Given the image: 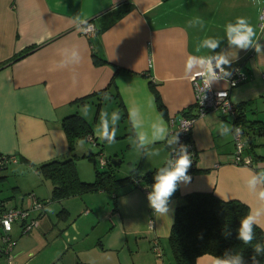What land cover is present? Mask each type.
I'll use <instances>...</instances> for the list:
<instances>
[{
	"label": "crops",
	"instance_id": "1",
	"mask_svg": "<svg viewBox=\"0 0 264 264\" xmlns=\"http://www.w3.org/2000/svg\"><path fill=\"white\" fill-rule=\"evenodd\" d=\"M254 7L239 6L234 0H117L115 8L113 0H0V152L18 159L0 171V199L11 206H26V195L34 193L48 202L36 227L27 234L19 224H10L11 230L0 225V264L4 232L17 242L13 264H173L166 254L168 236L184 195L212 192L222 200L246 204L249 212L257 207L243 185L242 169L264 164L259 158L264 157V136L252 139V153L259 156L254 166L235 164L233 137H221L217 131L219 121L235 123L215 111L194 123L196 162L188 173L192 180L178 185V194L169 201L168 217L156 216L149 206L147 196L153 184L147 185V192L128 183L114 193L98 191L51 201L52 185L38 173L41 164L73 154L80 179L94 180V167L89 170L82 164L85 147H78L80 139H76L73 150L69 149L62 120L73 114L82 116L91 126L93 141L84 140L96 146L95 130L106 95L121 114L116 127L122 135H116V140L127 142L126 150H135L128 120L131 105L141 106L146 121L162 114L170 131L171 119L197 115L192 79L184 75L186 57L197 54L198 41L224 38V26L237 17L249 20L264 45V31L258 25L261 9ZM75 15L90 18L95 33L88 36L77 31ZM196 17L203 19L202 29L189 27L188 22ZM73 45L81 49L82 62L74 72L71 68L54 70L60 50ZM26 49L31 51L17 59ZM222 49L228 50L223 39L215 51ZM235 64L241 65L246 80L231 91L232 102L247 120L264 121V58L257 57L254 49L239 50L231 68ZM213 87L224 89L226 83L220 81ZM151 148L160 154L139 153L142 173L164 166L171 150L164 142ZM62 209L76 220L72 224L87 225L71 233L64 226L67 219L57 217ZM151 219L153 228L149 227ZM154 241L161 246V257L152 250ZM215 259L204 254L195 264H215Z\"/></svg>",
	"mask_w": 264,
	"mask_h": 264
},
{
	"label": "clouds",
	"instance_id": "2",
	"mask_svg": "<svg viewBox=\"0 0 264 264\" xmlns=\"http://www.w3.org/2000/svg\"><path fill=\"white\" fill-rule=\"evenodd\" d=\"M117 0H113L115 8ZM90 18H82L80 15L73 17V23L77 31L84 34H94L96 25L89 22ZM189 27H204V21L196 17L188 22ZM226 40L228 50H215L220 47L221 41ZM206 37L196 44L195 52L190 54L184 61V75L188 79L199 77L203 82L201 91L210 90L213 85L220 81L227 82L233 74L232 62L237 58L239 50L254 49L257 57L264 58V45L257 37L255 27L245 17H237L234 22H228L224 26V38ZM207 50L205 54H200ZM59 59L53 62V69L71 68L74 72L75 66L82 62L83 55L81 49L76 46L64 47L59 52ZM75 82V75H73ZM218 101L226 100L227 91L217 92ZM206 98L203 96V99ZM105 100H109L107 95ZM149 102L148 107H152ZM228 106V105H227ZM87 106L84 113H87ZM121 119L119 111H107L100 114L96 134L101 141L112 145L116 141L117 124ZM128 120L131 124L133 135L130 137L133 148L143 155L158 156L159 150L151 148L157 142H164L171 149L169 158L163 167L157 169L154 176L152 191L148 193L147 200L149 206L154 210L156 216H167L170 213L169 201L180 183L188 184L192 177L188 170L192 165L191 154L188 146L179 142L178 132H171L162 114H157L150 121H146L139 105H131L128 108ZM190 122H184L181 130H187ZM217 131L221 137L231 136L239 139L242 136L240 127L229 125L227 122L219 121ZM85 140L78 141V147L83 148ZM178 145V147H177ZM238 147L241 145L238 144ZM246 161L245 164H250ZM243 185L247 191L255 198L257 207L250 210L249 214L240 220L237 229V239L244 245L252 246L251 264H259L258 257L264 256V242L253 241L256 239L254 229L256 227L264 230V164H257L254 168L245 167L242 169ZM5 228L11 230L10 221H4ZM227 235H231L229 231ZM215 264H248L242 252L228 250L222 257H216Z\"/></svg>",
	"mask_w": 264,
	"mask_h": 264
},
{
	"label": "trees",
	"instance_id": "3",
	"mask_svg": "<svg viewBox=\"0 0 264 264\" xmlns=\"http://www.w3.org/2000/svg\"><path fill=\"white\" fill-rule=\"evenodd\" d=\"M127 9L128 7L124 11ZM30 51L31 49L24 50L17 59L27 55ZM156 99L161 108L158 95H156ZM236 108L237 117L233 118V121L242 127L247 143L244 154L251 157V166H254V159L259 156L252 153L254 146L252 139L256 136H264V121L247 120L240 112L239 105H236ZM62 128L69 140L70 150H73L76 139H92V136L89 135L91 133L90 124L78 114L65 117L62 120ZM100 154L102 153L100 152ZM71 155L73 156V154ZM72 156L62 161H49L38 167L39 175L52 185L51 201H61L98 191L114 193L128 183H133L143 189L148 184H154V176L157 169L160 168L142 173L141 160L138 167L133 169L128 176L117 178L115 166L109 160L105 158V166H100L97 162L98 156L88 152L82 158L94 165L95 177L92 181H83L77 173L75 158ZM259 158L264 159V157ZM177 194L178 188L173 195ZM182 199V203L176 207L174 222L168 236L173 264H195L197 257L201 255L209 254L222 257L228 250L242 252L245 260L251 264L252 246L244 245L237 239L240 220L249 214L246 204L238 200H222L212 192H193L184 195ZM46 203L48 202L46 201ZM57 217L60 220L68 219V212L62 209L58 212ZM229 231L231 232L230 236L227 235ZM254 231L256 239L253 244L258 241L264 242V232L259 227H256ZM258 260L259 264H264V256L258 257Z\"/></svg>",
	"mask_w": 264,
	"mask_h": 264
},
{
	"label": "built area",
	"instance_id": "4",
	"mask_svg": "<svg viewBox=\"0 0 264 264\" xmlns=\"http://www.w3.org/2000/svg\"><path fill=\"white\" fill-rule=\"evenodd\" d=\"M258 21L260 30L264 31V6H262L260 10ZM85 35L90 36L92 34ZM229 70L233 71V74L227 82L224 81L226 83V88L224 89H216L212 86L210 90L206 89L203 93L201 91V89L203 88L202 80L199 77L192 79L194 104L198 110L197 115L192 116L184 114L177 121H175L174 119L170 120V125L172 128L171 132L175 133L179 131V142L181 144L187 145L188 151L191 154L192 165L189 168L188 173L195 168L196 162L195 143L192 136V130L196 119L210 111H215L223 116H229L231 118L237 117V108L235 103L232 102L230 94L235 87L246 80V74L243 72L240 64H235ZM262 77H264V74H262ZM219 91H227L228 96L226 100L221 102L218 101L216 94ZM203 96L206 98L203 99ZM184 122H190V125L186 131L181 130L182 124ZM234 126L240 127L242 129V127L236 123L234 124ZM89 140L93 141L90 138ZM233 142L235 145V151L232 155L234 160L233 162L237 165L251 166V157L244 154L247 143L243 130L242 136L239 139L233 138ZM238 144L241 145V147H238ZM17 160L18 159L15 155L0 152V171L4 170L8 165L18 162ZM246 161H251V163L246 165ZM97 162L100 166H105L106 159L102 154H100L97 157ZM143 190L147 192V189L145 187H143ZM26 197L28 198V204L26 206L19 207L11 206L8 201L0 199V225L4 224V221L6 219L10 221V224L18 223L23 234L29 233L34 227H36L38 218L42 214L46 202L37 199L34 193H28ZM149 227L153 228L152 219L149 221ZM1 240L3 264H13V250L17 242L16 240L12 239L7 233H3L1 235ZM152 250L156 254V256H162L161 246L159 245L158 241L153 242Z\"/></svg>",
	"mask_w": 264,
	"mask_h": 264
},
{
	"label": "rangeland",
	"instance_id": "5",
	"mask_svg": "<svg viewBox=\"0 0 264 264\" xmlns=\"http://www.w3.org/2000/svg\"><path fill=\"white\" fill-rule=\"evenodd\" d=\"M234 1H236V3L239 6H243V5L246 6L247 3L251 7H253V5H254L255 7L258 6L260 9L262 8V6H264V0H234ZM115 109H116V104H115L114 100L109 99V100H106L105 103L102 105L101 113L105 112V111H107L108 113H111L112 111H116ZM79 113L81 114V112H79ZM88 116L91 117L92 114L89 112ZM116 135H122V129H118ZM96 142H97V145L95 146V145H92L91 143H88L85 141V145H84L85 151H86L85 153H87L89 150L92 153L101 152L102 155L107 160H109V162L112 158H117L120 160H122L121 159L122 157L124 158L123 162H121L118 166H115V175L117 178H123V177L128 176L129 173L133 169L138 167V162L141 161V155L136 150H133V151L130 149L126 150L127 142H125L123 139L116 140L114 144L108 145L106 142L101 141L98 137H96ZM234 151H235V145H234ZM128 161H131V165L128 164ZM82 164H84L86 167H88L89 170H91L94 167V165L90 161H88L87 159H84V162ZM143 171L144 170H142V172ZM41 201L46 202V200H41ZM46 204H48V203H46ZM75 221L76 220H74L73 218L68 217L67 222L64 225L67 229H70L71 233L75 230L77 231L78 227L83 228L87 225V224H84L82 221H78V223L72 224ZM14 253H15V251H14ZM166 254H168V257L172 258L169 247H167ZM63 263H65V262H63Z\"/></svg>",
	"mask_w": 264,
	"mask_h": 264
},
{
	"label": "water",
	"instance_id": "6",
	"mask_svg": "<svg viewBox=\"0 0 264 264\" xmlns=\"http://www.w3.org/2000/svg\"><path fill=\"white\" fill-rule=\"evenodd\" d=\"M110 163L113 165V166H118L120 163H121V160L117 159V158H112L110 160Z\"/></svg>",
	"mask_w": 264,
	"mask_h": 264
}]
</instances>
